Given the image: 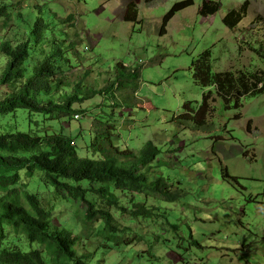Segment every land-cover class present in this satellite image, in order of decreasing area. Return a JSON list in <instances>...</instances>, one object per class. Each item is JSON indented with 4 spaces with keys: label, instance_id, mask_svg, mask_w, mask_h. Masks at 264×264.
<instances>
[{
    "label": "rangeland",
    "instance_id": "rangeland-1",
    "mask_svg": "<svg viewBox=\"0 0 264 264\" xmlns=\"http://www.w3.org/2000/svg\"><path fill=\"white\" fill-rule=\"evenodd\" d=\"M181 1L139 0L136 25L122 19V0H0V48L5 42L15 46L16 33L30 31L42 15L54 38L67 40L56 101L67 94L90 96L74 106L79 112L72 120L22 109L0 116V134L62 132L80 157L94 160L103 154L93 142L111 155L110 146L138 154L147 142L160 152L148 177L165 180L166 196L111 189L127 208L122 211L88 195L111 215L114 232L102 222L86 224L82 202L57 200L44 189L43 173H20L16 190L23 206L29 209L27 197L38 196L52 210L51 233L65 228L77 236L75 250L90 257L87 264H264V93L245 97L238 108L234 102L226 108L215 96L203 110L209 89L194 83L191 70L193 60L210 50L214 72L264 71V0H211L220 10L207 18L199 9L209 0H193L160 35L163 17ZM245 1L247 17L227 28L223 19ZM6 62L0 49V76ZM16 88L0 87V100ZM188 103L193 113L184 108ZM186 113L195 120L181 119ZM142 206L148 214L133 217L130 210ZM3 237V249L36 250L52 264L45 247L31 245L22 233L4 225Z\"/></svg>",
    "mask_w": 264,
    "mask_h": 264
},
{
    "label": "trees",
    "instance_id": "trees-1",
    "mask_svg": "<svg viewBox=\"0 0 264 264\" xmlns=\"http://www.w3.org/2000/svg\"><path fill=\"white\" fill-rule=\"evenodd\" d=\"M193 5V0L176 3L163 17L160 35L166 34L168 23L177 13ZM249 6V1H245L238 9L230 11L223 19L224 25L235 29L247 17ZM219 10L220 3L209 0L203 2L199 14L207 18ZM124 19L140 24L136 0L127 5ZM16 34L15 46L5 42L0 48L7 60L0 76V87L17 86L6 100H0V116L22 109L43 114L54 121L72 120L79 112L74 106L84 103L90 96L82 98L77 93L67 94L56 101L57 93L64 86L63 79L57 78V75L63 69L58 61H68L64 56L67 40L54 38L51 23L42 15L35 16L30 31ZM68 45L70 50L74 49V42L69 41ZM191 70L194 83L209 89L203 95V110H208L209 102L216 101L215 96L223 101L226 108L232 102L238 108L245 97H257L264 93V71L214 72L210 50L203 51L193 60ZM134 75L139 76V71H135ZM102 92L94 91V95ZM190 106L191 103H188L184 108L193 113ZM180 118L195 120L189 113ZM91 147L103 157L98 160L80 157L74 140L62 132L44 136L24 132L0 134V264H45L39 251L23 253L20 250L3 249L4 225L16 233H22L31 245L44 246L52 264H87L90 259L76 252L78 237H74L67 229L51 233L52 210L45 208L38 196L27 197L29 209L23 206L16 190L21 181V172H25L28 177H32L35 172L43 173L44 189L53 191L57 200L82 202L85 207L84 222H102L108 232L115 231L111 226L113 219L87 199L89 194L108 205H119L122 211H127V208L120 204L118 196L111 189L123 194L152 192L166 196L168 185L165 180L158 177L150 181L148 177L160 153L152 142L145 143L138 154L110 146L113 151L111 155L96 142ZM130 213L133 217L146 216L148 210L142 206L130 210Z\"/></svg>",
    "mask_w": 264,
    "mask_h": 264
},
{
    "label": "crops",
    "instance_id": "crops-1",
    "mask_svg": "<svg viewBox=\"0 0 264 264\" xmlns=\"http://www.w3.org/2000/svg\"><path fill=\"white\" fill-rule=\"evenodd\" d=\"M122 1L124 2L125 6H126V8H127V5H128L132 0H122ZM136 1L139 2V0H136ZM126 8H125V11L121 13V14H122L121 17H122L123 20H125L124 18H125V14H126Z\"/></svg>",
    "mask_w": 264,
    "mask_h": 264
},
{
    "label": "built area",
    "instance_id": "built-area-1",
    "mask_svg": "<svg viewBox=\"0 0 264 264\" xmlns=\"http://www.w3.org/2000/svg\"><path fill=\"white\" fill-rule=\"evenodd\" d=\"M79 116H76V118L78 119Z\"/></svg>",
    "mask_w": 264,
    "mask_h": 264
}]
</instances>
